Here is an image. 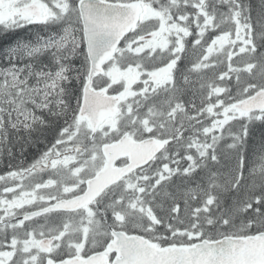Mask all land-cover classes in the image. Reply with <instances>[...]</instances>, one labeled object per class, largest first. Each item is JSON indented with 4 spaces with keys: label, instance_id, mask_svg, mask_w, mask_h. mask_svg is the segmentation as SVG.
Masks as SVG:
<instances>
[{
    "label": "snow or ice",
    "instance_id": "obj_1",
    "mask_svg": "<svg viewBox=\"0 0 264 264\" xmlns=\"http://www.w3.org/2000/svg\"><path fill=\"white\" fill-rule=\"evenodd\" d=\"M0 41V264H264V0H0Z\"/></svg>",
    "mask_w": 264,
    "mask_h": 264
},
{
    "label": "trees",
    "instance_id": "obj_2",
    "mask_svg": "<svg viewBox=\"0 0 264 264\" xmlns=\"http://www.w3.org/2000/svg\"><path fill=\"white\" fill-rule=\"evenodd\" d=\"M13 39H14V38H13ZM3 43H5V42L0 41V46H3ZM259 134H260V132H259V130H258L257 133H256V135L259 136Z\"/></svg>",
    "mask_w": 264,
    "mask_h": 264
}]
</instances>
